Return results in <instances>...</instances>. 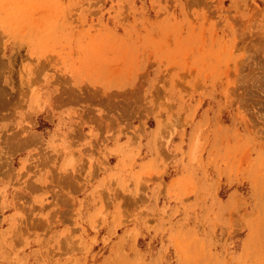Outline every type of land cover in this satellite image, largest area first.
<instances>
[{"label": "rangeland", "instance_id": "rangeland-1", "mask_svg": "<svg viewBox=\"0 0 264 264\" xmlns=\"http://www.w3.org/2000/svg\"><path fill=\"white\" fill-rule=\"evenodd\" d=\"M0 264H264V0H0Z\"/></svg>", "mask_w": 264, "mask_h": 264}]
</instances>
